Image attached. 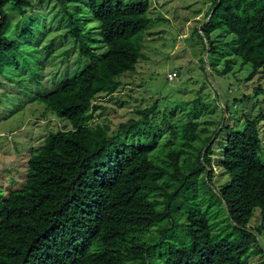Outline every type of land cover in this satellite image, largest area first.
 Segmentation results:
<instances>
[{
    "label": "trees",
    "instance_id": "obj_1",
    "mask_svg": "<svg viewBox=\"0 0 264 264\" xmlns=\"http://www.w3.org/2000/svg\"><path fill=\"white\" fill-rule=\"evenodd\" d=\"M24 1L0 0V77L18 68L20 51V43L4 33L9 21L4 7L13 3L24 15ZM73 1L87 6L106 51L96 57L83 19L64 5L66 36L91 63L59 90L38 95L45 110L68 128L47 134L27 161L24 184L0 199V264H90L92 246L106 237L120 241L136 228L164 223L157 244L132 249L137 264H247L264 254L254 233L258 228L249 226L256 210L264 226V163L256 122L247 118L240 129L216 131L226 132L219 166L228 178L218 188L212 181L213 138L202 137L192 122L171 128L176 146L163 158L154 154L156 135L146 144L118 143L109 137L108 125L94 121L102 109L96 99L113 95L118 78L134 71L141 59L149 3ZM224 26L233 36V54L250 64L252 73L264 67V1L247 21L227 13ZM23 37L30 42L29 35ZM147 112L137 111L140 119L120 124L119 133L128 136L147 124ZM215 201L228 221L219 232L203 210ZM113 260L120 264L121 259Z\"/></svg>",
    "mask_w": 264,
    "mask_h": 264
},
{
    "label": "rangeland",
    "instance_id": "obj_2",
    "mask_svg": "<svg viewBox=\"0 0 264 264\" xmlns=\"http://www.w3.org/2000/svg\"><path fill=\"white\" fill-rule=\"evenodd\" d=\"M25 1L24 15L13 3L4 7L9 19L4 33L20 43V51L18 68L7 69L0 77V199L24 184L27 161L42 148L47 134L68 128L45 110L38 95L59 90L68 78L91 63L66 36L69 23L64 5L83 19L93 38L96 57L101 58L106 51L98 40V25L85 4L73 0ZM146 1L150 23L141 34L142 57L134 71L118 78L119 87L113 95L96 99L102 109L94 121L108 125L109 137L118 143L146 144L156 135L154 154L159 158L176 146L177 137L171 128L194 123L202 137L213 138L212 181L218 188L228 178L219 166L226 132L218 135L216 131L225 126L240 129L249 118L256 122L264 163V67L252 73L251 65L233 54V36L224 26L227 13L247 21L264 0ZM24 35L30 36L29 43ZM173 72L176 78L170 81L167 75ZM143 110H151L146 113L147 124L128 136L121 135L120 124L140 119L136 112ZM203 210L214 232L228 223L217 201L204 205ZM249 226L258 228L254 233L264 249V226L258 210ZM163 227L165 223L136 228L120 241L106 237L92 246L87 258L90 264H116L114 256L121 259L120 264H137L132 249L144 250L157 244ZM104 248L108 252L101 254ZM247 264H264V254L250 257Z\"/></svg>",
    "mask_w": 264,
    "mask_h": 264
},
{
    "label": "built area",
    "instance_id": "obj_3",
    "mask_svg": "<svg viewBox=\"0 0 264 264\" xmlns=\"http://www.w3.org/2000/svg\"><path fill=\"white\" fill-rule=\"evenodd\" d=\"M167 78H168V80H170V81H172L173 79H175L176 78V73H169L168 75H167Z\"/></svg>",
    "mask_w": 264,
    "mask_h": 264
},
{
    "label": "water",
    "instance_id": "obj_4",
    "mask_svg": "<svg viewBox=\"0 0 264 264\" xmlns=\"http://www.w3.org/2000/svg\"><path fill=\"white\" fill-rule=\"evenodd\" d=\"M206 54H208V49H206Z\"/></svg>",
    "mask_w": 264,
    "mask_h": 264
}]
</instances>
